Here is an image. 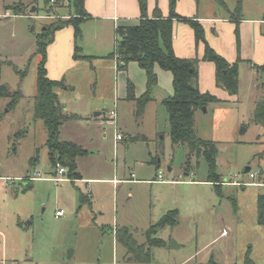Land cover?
<instances>
[{"label": "rangeland", "instance_id": "rangeland-1", "mask_svg": "<svg viewBox=\"0 0 264 264\" xmlns=\"http://www.w3.org/2000/svg\"><path fill=\"white\" fill-rule=\"evenodd\" d=\"M62 2L0 0L1 13L14 3L26 13L0 15V84L22 92L12 109L10 98L0 97V257L15 264H264V224L257 221L264 186L236 184L264 182V157H258L264 127L251 118L256 95L264 93V74L240 68L236 99L196 111L198 136L216 143V188L206 181L203 157L193 155L186 164L187 147L172 144L159 100L137 115L135 102L126 98L128 79L141 91L144 73L135 61L116 69L113 48L82 58L62 77L71 88L57 89L66 113L77 116L62 123L59 139L81 149L74 159L79 175L72 178L66 167L57 174L47 131L33 118V96L37 36L44 23L65 18L56 11L67 12ZM116 131L121 140L115 141ZM158 172L163 182L146 181ZM169 210L176 211V223L150 229ZM116 229H127L139 244H164L150 246L147 263L128 260Z\"/></svg>", "mask_w": 264, "mask_h": 264}, {"label": "trees", "instance_id": "trees-1", "mask_svg": "<svg viewBox=\"0 0 264 264\" xmlns=\"http://www.w3.org/2000/svg\"><path fill=\"white\" fill-rule=\"evenodd\" d=\"M73 9V15L65 18H56L55 21L44 23L41 33L37 36L36 53L40 60L36 69V91L33 96V118L41 120L46 131V146L49 150V159L52 166H62L69 169L72 178H78L76 172L75 157L81 149L73 143L64 142L59 139L60 126L66 120L76 119L73 113L59 112L61 105L57 89H70L66 86L64 78L55 80L47 77L45 69L46 45L53 39V33L57 29L71 25L75 40L73 58H91L92 56L81 55L77 41L82 36L81 23L89 17L84 9V0H67ZM221 6L226 8L222 0H217ZM140 17L137 24L117 26L115 28V43L109 57L116 61V69H125L127 63L135 61L143 69L146 77L145 91L138 97L135 96L132 81L127 80L126 98L136 104V113L140 115L145 104L151 101L152 89L157 84V75L154 72V65L167 70L172 75L173 93L161 100V104L167 113V125L172 144L184 145L187 147L186 164L193 155H201L207 164V179L216 188L219 185L220 175L216 172V143L211 140H204L197 134L194 122L195 112L209 103L222 101L208 91L202 92L198 87V62L197 57H179L175 55L172 48V24L180 20L191 26L194 31L196 42H203L204 52L202 59L213 62L215 66V85L223 88L230 95L238 92V62L227 61L218 54L205 40L203 27L194 18L181 16L175 11L176 0H168V14L162 15L157 6L154 7L152 15L147 13V0H137ZM242 0H236L231 17L235 23L240 19ZM14 14H25V9L19 4L8 6ZM50 10L48 9L47 12ZM49 14V13H48ZM257 73L264 74V63L252 64ZM0 97L10 98L8 109H12L22 97L20 89L9 90L7 85L0 84ZM252 121L264 127V93L256 96L252 110ZM259 158L264 157V147L258 154ZM37 158H34L36 160ZM257 221L264 224V193L257 197ZM176 223V211L169 210L160 220L152 225L163 227ZM149 229V230H150ZM147 231V233L149 232ZM116 229V239L120 240L126 247L128 257L136 262L151 261L150 246H161L164 242L157 239L156 242L139 244L128 232L127 229ZM149 237V236H148Z\"/></svg>", "mask_w": 264, "mask_h": 264}, {"label": "crops", "instance_id": "crops-1", "mask_svg": "<svg viewBox=\"0 0 264 264\" xmlns=\"http://www.w3.org/2000/svg\"><path fill=\"white\" fill-rule=\"evenodd\" d=\"M222 1L226 8L221 6L217 0H176L175 11L181 16L199 21L203 27L207 43L227 61L239 60L238 76L242 67L247 68L250 74L257 75L252 64L264 63V0H242L240 19L237 23L230 15L235 7L236 0H231V3L228 0ZM61 5L67 12H61L62 9L57 8L56 11L59 15L68 17L73 14V9L67 0H63ZM155 6L159 8L162 15L166 16L168 14V0H147V13L149 16L152 15ZM84 9L89 17L81 23L82 36L77 44L81 55L85 54L95 58L98 56L95 54H101L105 52L104 50L107 52V50L113 48L117 26L137 24L140 17L137 0H84ZM2 10L3 12L0 11V15H8L11 12V9L5 5ZM12 14L14 16L20 15ZM47 17L49 15H45V18ZM74 45L75 40L71 25L54 31L52 41L45 48V69L48 78L61 79L67 70L79 63L82 58H73ZM172 48L175 55L179 57L199 58L198 87L200 91H208L224 101L237 98L238 94L230 95L226 90L215 85V66L213 62L202 59L204 44L201 41H195L194 31L189 24L176 19L173 21ZM114 62L116 66V61L114 60ZM154 72L157 75V84L152 89L153 99L151 101L158 99L161 104L163 98L173 93L172 75L169 71L161 69L157 64L154 65ZM143 76V82L140 85L141 91L136 92L134 89L136 97L145 91L146 77L144 74ZM162 86L164 89H161ZM252 86L256 88L259 86L257 80L252 83ZM249 88H251L250 84ZM57 94L59 93L57 92ZM60 103L62 111L68 112V108L62 105V102ZM100 114L99 112L94 116ZM109 119H111V115ZM157 174L146 181H157ZM131 179L135 180L134 178ZM112 180L114 183L119 182L116 178ZM126 258L132 260L127 254ZM0 264H15V262L3 256L0 257Z\"/></svg>", "mask_w": 264, "mask_h": 264}, {"label": "built area", "instance_id": "built-area-1", "mask_svg": "<svg viewBox=\"0 0 264 264\" xmlns=\"http://www.w3.org/2000/svg\"><path fill=\"white\" fill-rule=\"evenodd\" d=\"M53 1V0H52ZM111 115V120L114 121V113L110 114ZM122 139V135L121 133H119L118 131H116V134H115V141H118V140H121ZM65 168L62 167V166H57L56 168V173L57 174H62V173H65ZM249 177L250 178H255L256 177V172H251L249 173ZM52 179L54 180H57V181H60V180H64L65 178L61 177V176H54L52 177ZM156 180L157 181H164L163 179V176H162V173L161 172H158L157 174V177H156ZM236 184H239V185H246V184H259V185H262L264 186V182H237ZM63 214V210L62 209H58L56 210L55 212V215L56 216H61Z\"/></svg>", "mask_w": 264, "mask_h": 264}, {"label": "water", "instance_id": "water-1", "mask_svg": "<svg viewBox=\"0 0 264 264\" xmlns=\"http://www.w3.org/2000/svg\"><path fill=\"white\" fill-rule=\"evenodd\" d=\"M33 9H34V7L31 10H33ZM58 110L60 113L62 112V106L61 105L59 106ZM202 110L205 112L206 107H202ZM94 114L97 115V114H99V112H95ZM246 170H249V167H247ZM177 246L178 245L174 241H172L171 247L176 248ZM68 256H70V252L68 253Z\"/></svg>", "mask_w": 264, "mask_h": 264}]
</instances>
